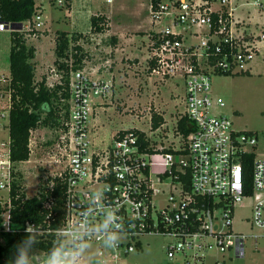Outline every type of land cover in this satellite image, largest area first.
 <instances>
[{"label":"built area","instance_id":"obj_1","mask_svg":"<svg viewBox=\"0 0 264 264\" xmlns=\"http://www.w3.org/2000/svg\"><path fill=\"white\" fill-rule=\"evenodd\" d=\"M244 6L258 12L264 9L258 0H169L156 7L149 3L151 24L156 26L162 20L169 24L148 36L147 71L148 63L153 62L150 77L182 84L181 117L189 124L187 136L178 129L179 117L167 134L172 138L168 143L154 145L150 136L129 129L116 132L103 146L97 145L90 140L89 117L97 104L94 99L107 97L112 84L94 81L82 71L71 73L68 121L56 131L48 150L52 168L48 177L64 187L61 224L75 226L81 214L87 215L82 212L88 209L92 192L103 189L104 204L117 209L124 229L114 248L92 239L95 257L91 263L116 264L140 249V239L147 235L167 238V258L181 256L186 264H192L188 259L193 264L203 262L204 254L213 247L221 254L242 258L247 236L232 229V220L236 208L243 207L246 200H250V216L245 223L264 232V157L259 158L264 134L234 130L229 117L213 113L224 102L210 91L212 75L248 72V64L264 52V22L253 29L248 16L237 15ZM42 25V15L37 13L22 29L37 31ZM10 30V24L0 23L1 32ZM6 78L9 85V76ZM7 102L8 117L9 93ZM137 132L144 134L146 147ZM30 146L29 138L31 153ZM17 172L10 161L8 138L0 143V235L26 234V227L35 225L38 237L50 249L58 235L51 225L55 215L52 197L44 206L47 214L42 222L12 219L10 190ZM48 177H40L35 195ZM92 219H102L99 210ZM46 252L37 250L41 261Z\"/></svg>","mask_w":264,"mask_h":264},{"label":"rangeland","instance_id":"obj_2","mask_svg":"<svg viewBox=\"0 0 264 264\" xmlns=\"http://www.w3.org/2000/svg\"><path fill=\"white\" fill-rule=\"evenodd\" d=\"M34 1L36 7L45 8L42 22L45 18L50 20L53 15L61 13L57 0ZM126 1L115 0L112 5H120L121 12L110 18L108 33L107 31L102 34H91L89 31L80 33L84 37L79 40V45L86 56L81 71L94 81L103 80L112 84L107 97L94 99L97 104L93 107L92 116L89 117L90 140L103 146L116 132L136 129L150 136L155 141L154 145L168 143L167 141L172 138H168L167 134H171L175 120L182 116L183 86L181 83L175 85L174 79L160 80L150 77L147 72L146 57L148 36L164 28L167 25L165 23L169 24V22L162 20L152 27L148 15L141 17L138 11L133 13L125 10ZM161 1L165 4L169 2V0ZM243 1L250 3L255 0ZM258 1L264 4V0ZM98 7L108 10L109 6L98 1ZM256 10L244 6L243 11H238L237 15L244 18L248 16L252 26L256 23L261 26L264 22V9L259 12ZM256 27L253 26V29ZM44 29L42 25L40 30ZM61 29L68 30L66 27ZM111 36L120 40L118 39L113 45L109 40ZM9 38V32L0 31V79L3 77L0 80V143L8 141L9 138L6 128ZM53 39L51 32L48 35L42 34L40 39L36 36L27 37V43L37 46L42 55L46 56V62L36 69V80L39 81L44 77L48 86L58 83L60 79L53 65ZM248 67V72L242 74L210 77L212 95L220 97L224 102V107L214 108L213 113L229 117L234 130L252 131L261 135L264 134V52L256 56ZM2 110H4L3 117H1ZM152 113L159 114L164 119L159 129L154 131L150 129ZM55 133L56 131L45 128L31 131L29 160L15 166L22 177L26 197L36 194L40 177L44 179L52 173V168H49L48 150L53 143ZM263 157L264 150L259 153V158ZM249 203L250 200H246L243 207L238 206L232 220V229L247 236L243 257L235 258L229 252L221 254L216 247H213L204 254V261L196 264H215V261L218 264H264V232L255 227L249 228V224L244 221L250 216L247 208ZM255 236H257L256 240L253 238ZM140 241L142 243L140 249L122 257L116 264H186L181 256L171 260L167 258L165 253L167 238L147 235ZM94 257V247H90L86 264H95L91 263ZM188 262L193 264L191 259H188Z\"/></svg>","mask_w":264,"mask_h":264},{"label":"trees","instance_id":"obj_3","mask_svg":"<svg viewBox=\"0 0 264 264\" xmlns=\"http://www.w3.org/2000/svg\"><path fill=\"white\" fill-rule=\"evenodd\" d=\"M161 0H150L152 7H156ZM37 14L34 0H0V23L10 24V46L8 54L9 85L7 91L10 96L8 111V129L10 141V161L17 164L29 160V138L31 131L49 129L59 131L64 127L69 117L70 75L84 68L85 53L79 45L84 36L71 32L56 31L54 34L53 65L60 79L58 83L48 86L43 77L36 80L34 59L36 50L27 44V34H39L35 31H24L22 25L32 20ZM108 30L107 19L103 15L90 18V33L102 34ZM111 44L116 43V37L111 36ZM153 62L148 63V71ZM164 122L161 115L152 113L151 130L158 129ZM178 129L187 136L189 124L185 117L178 120ZM144 147V134L137 132ZM50 142H48L49 144ZM17 180L12 183L10 198L12 202V219L14 222H42L47 214L45 204L51 198V225L57 228L61 225L63 215V184L57 179L48 177L40 183L37 195L26 197L19 172L15 174ZM53 181L52 187L48 185ZM26 234L0 235V264H8L9 258L15 252L17 245ZM38 237L37 250L48 251L50 245Z\"/></svg>","mask_w":264,"mask_h":264},{"label":"clouds","instance_id":"obj_4","mask_svg":"<svg viewBox=\"0 0 264 264\" xmlns=\"http://www.w3.org/2000/svg\"><path fill=\"white\" fill-rule=\"evenodd\" d=\"M105 192L98 189L89 197L88 209L80 215L75 226L61 224L55 230L54 245L46 252L43 261L38 257V231L35 225H28L25 237L15 245V252L8 264H86L87 254L93 238H98L103 247H117L123 233V224L117 209L104 204ZM99 210L102 219L92 217ZM87 221V222H85Z\"/></svg>","mask_w":264,"mask_h":264},{"label":"crops","instance_id":"obj_5","mask_svg":"<svg viewBox=\"0 0 264 264\" xmlns=\"http://www.w3.org/2000/svg\"><path fill=\"white\" fill-rule=\"evenodd\" d=\"M61 1L64 2V4L62 3L61 5H58L57 3L59 9L61 10L60 13L61 15L60 14L53 15L50 18V20L49 18L44 19L43 26L45 27V29L41 31L40 30L42 28L41 27L40 29L35 31V33H40L38 34V36L35 35L38 39L41 38L42 34L48 35L50 32L52 33L54 38V34L56 31H64L67 33L75 32L79 34L84 33L85 31H90V18L96 15L105 16V18L107 19V27L110 30V25H109L110 18L113 17L115 14L117 15L120 14L121 12L119 8L120 5L112 6L115 0H112L111 3H106V0H61ZM98 1H101L102 4L108 5L109 6L108 10L98 7ZM125 3H127L125 4V10H127L128 12L132 11L133 13L134 12L137 13L138 11L139 16L141 17L143 15L145 16L148 15L150 0H127ZM36 8H37V13L38 14L40 13L43 16V12L45 11V8L43 6H41L40 8L39 7ZM150 26L153 27L151 21H150ZM60 27L61 28L66 27L68 30H63ZM48 28L50 30H48ZM109 30H107V33ZM142 31H147V30H142ZM32 36H33L32 34L31 35L27 34V37H32ZM32 46H34L36 50L34 63H35V68L37 69L41 65H43V63L46 62V56L45 54L42 55V52H40L37 46H35L34 44H32ZM52 56H53V52H52Z\"/></svg>","mask_w":264,"mask_h":264}]
</instances>
